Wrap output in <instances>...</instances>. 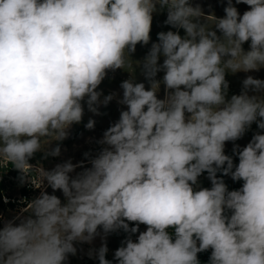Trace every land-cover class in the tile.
I'll return each instance as SVG.
<instances>
[{"label": "clouds", "instance_id": "obj_1", "mask_svg": "<svg viewBox=\"0 0 264 264\" xmlns=\"http://www.w3.org/2000/svg\"><path fill=\"white\" fill-rule=\"evenodd\" d=\"M223 11L192 0H0V164L38 192L0 214V264H69L97 237L88 256L98 264H201L209 250L207 264H264V79L249 74L264 69V0H226ZM161 13L169 30L152 42ZM126 66L122 95H104L108 73ZM114 99L119 117L95 153L30 163L59 157L85 105L99 116ZM121 231L109 260L107 237Z\"/></svg>", "mask_w": 264, "mask_h": 264}, {"label": "rangeland", "instance_id": "obj_2", "mask_svg": "<svg viewBox=\"0 0 264 264\" xmlns=\"http://www.w3.org/2000/svg\"><path fill=\"white\" fill-rule=\"evenodd\" d=\"M194 4L199 3L206 14H215L217 17H221L224 15L223 8L226 6V0H192ZM235 2V0H234ZM239 12L242 14L245 10H247L248 6L244 4L236 5ZM166 19V13L155 14L153 18L152 31L150 33L152 42H155L157 39V33L160 31H167L168 26H165L163 21ZM150 44L145 47H141L137 45L136 52L132 56V59L141 60L146 52ZM244 48H248V44L244 45ZM133 63L134 62H131ZM125 70V71H124ZM124 70H116L115 72H109L108 76L100 85V90H102L104 95H108L110 93H117L118 97L122 95V89H120V83L126 79H129L130 74H134V66L133 67H125ZM130 74H129V73ZM257 78L264 79V69L259 72L249 73ZM162 75V73L160 74ZM245 73H238L235 76L229 75L227 79L230 81V94L239 93L241 88V81L245 77ZM136 78L137 81H143L144 78L139 74V69H136ZM161 91V95H162ZM103 98V97H101ZM120 105L117 104L114 99L107 107H101L100 112L101 115L96 116L87 111V106L85 105V114L83 120L78 125H73L69 130V137L65 139L63 142H60L61 147V155L59 157H49L46 160H41V155L38 153L36 157L30 161V163L35 164L38 160L43 164L45 168L51 169L55 166V164L63 162L67 159H72L73 162H78L83 159V154L85 152H93L95 153L99 149V145L96 143L102 137L104 130H106L109 125L118 119ZM94 119L96 121L94 130H87L85 128V124L89 119ZM256 125L252 126V129L239 141L238 144L244 146L250 139L252 134L256 131ZM57 142H53L52 146L54 147ZM233 145L228 143L226 145L225 151L227 154L232 153ZM225 182L227 183L230 190L234 189L238 182H233L230 177H224ZM199 182L204 187H210V181L207 179V174L205 173L199 178ZM15 189L19 190L21 186H19L18 180L15 182ZM241 186V184H240ZM16 191V190H15ZM49 191H51L49 189ZM38 192L32 190L30 199L37 195ZM60 195V193H57ZM19 199H22L19 196ZM25 205L17 204L14 208L7 210L4 217L11 218L20 207H24ZM140 230H145V226L141 225ZM125 233L118 232L110 234L107 237V246L108 253L106 257H113L114 251L120 246L121 241L125 238ZM135 238V237H134ZM101 239L97 237L91 245L89 244H78L77 245V255L69 257V264H81L84 258L89 257L88 252L90 248H99L101 245ZM95 259V258H93ZM115 264V261L113 262Z\"/></svg>", "mask_w": 264, "mask_h": 264}, {"label": "trees", "instance_id": "obj_3", "mask_svg": "<svg viewBox=\"0 0 264 264\" xmlns=\"http://www.w3.org/2000/svg\"><path fill=\"white\" fill-rule=\"evenodd\" d=\"M9 167V168H8ZM18 172L11 166H8L6 162L0 164V214L3 216L7 210L14 208L17 204H20L19 196L21 198L30 199L32 189L28 186L20 187L19 190L15 189V182L17 181ZM240 182L236 184L234 189L240 187ZM16 190V191H15ZM7 196L8 203H4L3 197ZM210 255V250L208 252L200 253L199 260L201 264H207ZM112 260L113 257H106ZM114 262V261H113ZM81 264H98V260L86 257Z\"/></svg>", "mask_w": 264, "mask_h": 264}]
</instances>
